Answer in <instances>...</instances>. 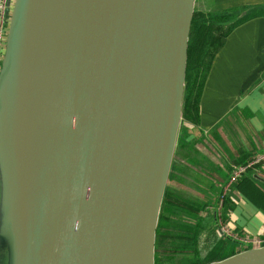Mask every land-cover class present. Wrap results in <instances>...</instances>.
Wrapping results in <instances>:
<instances>
[{"label":"water","instance_id":"water-1","mask_svg":"<svg viewBox=\"0 0 264 264\" xmlns=\"http://www.w3.org/2000/svg\"><path fill=\"white\" fill-rule=\"evenodd\" d=\"M32 1L12 0L0 61V247L10 254L5 192ZM194 1L39 0L23 264H154ZM209 264H264V245Z\"/></svg>","mask_w":264,"mask_h":264},{"label":"crops","instance_id":"crops-1","mask_svg":"<svg viewBox=\"0 0 264 264\" xmlns=\"http://www.w3.org/2000/svg\"><path fill=\"white\" fill-rule=\"evenodd\" d=\"M212 2L211 10L229 12L224 23L235 25L210 60L194 123L183 119L181 107L177 139L195 149L203 141L205 153L214 148L217 172L223 174L221 160L230 154L239 165L255 161L248 171L264 179V0ZM227 197L226 226L247 238L263 236L264 214L257 204L237 189Z\"/></svg>","mask_w":264,"mask_h":264},{"label":"rangeland","instance_id":"rangeland-1","mask_svg":"<svg viewBox=\"0 0 264 264\" xmlns=\"http://www.w3.org/2000/svg\"><path fill=\"white\" fill-rule=\"evenodd\" d=\"M194 6L195 25L191 34L189 31L193 51L190 63L193 69L199 61L206 62L213 53L211 44L219 42L230 25L220 23L215 11L211 10L212 0H195ZM203 145L202 141L196 144L197 149L191 146L177 151L175 144L160 206V209H165L166 215L164 212L161 214L165 218L163 226H167L164 230L167 235L160 238L158 248L154 249L160 264H192L200 261L209 264L219 261L220 257L228 255L232 250L239 252L254 248L253 238L230 230L225 224L227 216L225 220L221 216L224 199L236 191V181L229 185L228 181L239 164L232 160V155L227 154L224 161L221 160L223 174L215 171L214 167L220 161L216 158L214 148L205 153ZM195 150L199 153L198 157ZM244 174L250 173L247 171ZM192 178H195L193 183L189 182ZM190 201L198 207L193 206ZM259 239L264 245V238ZM2 243L0 264H12L7 242ZM165 255L170 257L169 261L165 259Z\"/></svg>","mask_w":264,"mask_h":264},{"label":"bare ground","instance_id":"bare-ground-1","mask_svg":"<svg viewBox=\"0 0 264 264\" xmlns=\"http://www.w3.org/2000/svg\"><path fill=\"white\" fill-rule=\"evenodd\" d=\"M38 7L39 0H33L19 76L15 172L12 186L5 192V226L12 244V264H23L24 261Z\"/></svg>","mask_w":264,"mask_h":264},{"label":"trees","instance_id":"trees-1","mask_svg":"<svg viewBox=\"0 0 264 264\" xmlns=\"http://www.w3.org/2000/svg\"><path fill=\"white\" fill-rule=\"evenodd\" d=\"M228 13L229 12H216L215 11L214 14L218 18L220 23H224L225 21H227L229 19L230 16H232V15H229ZM193 15H192V19H191L190 34H191V31L195 25ZM234 25H235V23L227 26V29H226L227 31L225 32L223 37L226 35V33H228V31ZM223 37L216 44L215 43L211 44L214 48L212 50L213 53L211 54V56L208 57L207 60H205L206 62L199 61V63L196 65V67L194 69L191 67V63H190V60H191L192 55H193V51H192V47H191L192 45H190V39H189V44H188V49H187V66H186L185 83H184V91H183V99H182V117H183V119H186V120L193 122V123L196 121L197 109H198V98L200 96V92H201L202 84H203V81L205 78V74H206V71L209 67V63H210L212 56L214 55V53L216 52V50L219 48V46L222 43ZM204 53L205 52H203V55H204ZM181 144L182 143L179 142V138H178L177 142H176L177 151L178 150L182 151L185 148H187V146H180ZM260 181L257 178H254L249 174V175H246V176L239 178L238 180L236 179V182L234 184L235 185L234 189L239 190L245 197H247L249 200L256 203L257 207L261 210L262 213H264V188L261 187V186H264V183H262ZM190 202H192V201H190ZM192 203H193V206L198 207V205H195L194 202H192ZM229 204H230V200L226 196V198L224 199L223 208L221 211V216L224 220L226 218V211L231 209V205H229ZM162 212H164V214H165V209H162V207H161L160 213H159V220H158L156 231H155L154 249L158 248L160 238L167 235L166 232H164V230L167 229V226H165V225L163 226V222L165 221V218L162 216V214H161ZM261 237L264 238V235ZM241 251L242 250H240L239 252H241ZM236 253H238V251L235 252L234 250H232L228 255H223L222 257H220L219 260L224 259L227 256L229 257L231 255H234ZM165 256H167L165 259L167 261H169L170 257L168 255H165ZM154 264H160V259H159V256L157 255V253L154 254ZM192 264H205V263H202V261H200V262H194Z\"/></svg>","mask_w":264,"mask_h":264},{"label":"built area","instance_id":"built-area-1","mask_svg":"<svg viewBox=\"0 0 264 264\" xmlns=\"http://www.w3.org/2000/svg\"><path fill=\"white\" fill-rule=\"evenodd\" d=\"M11 7H12V0H0V61L3 54V49L5 45V38L7 34V27L10 19L11 14ZM255 163V161L248 162L243 165H239V167L236 168V171L234 175L229 179L228 185L233 183L236 178L243 175V173H246L248 169ZM225 187H223L224 189ZM227 189V188H226ZM223 227H221L222 229ZM220 229V230H221ZM221 232H224V230H221ZM252 245L254 247H260L262 246V241L259 239V237H255L252 239Z\"/></svg>","mask_w":264,"mask_h":264}]
</instances>
